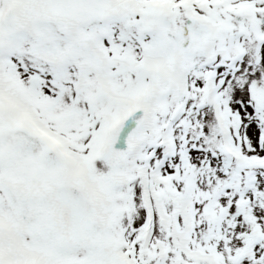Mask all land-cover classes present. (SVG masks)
I'll use <instances>...</instances> for the list:
<instances>
[{
    "label": "snow or ice",
    "instance_id": "obj_1",
    "mask_svg": "<svg viewBox=\"0 0 264 264\" xmlns=\"http://www.w3.org/2000/svg\"><path fill=\"white\" fill-rule=\"evenodd\" d=\"M0 264H264V0H0Z\"/></svg>",
    "mask_w": 264,
    "mask_h": 264
}]
</instances>
